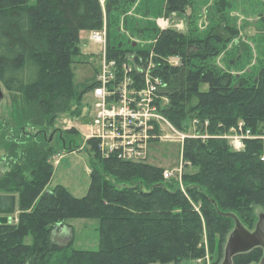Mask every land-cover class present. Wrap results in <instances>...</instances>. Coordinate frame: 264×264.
<instances>
[{
  "label": "trees",
  "instance_id": "1",
  "mask_svg": "<svg viewBox=\"0 0 264 264\" xmlns=\"http://www.w3.org/2000/svg\"><path fill=\"white\" fill-rule=\"evenodd\" d=\"M134 2L0 0V84L23 95L22 122L40 127L4 143L0 193H14L19 211L0 222V264H178L205 254L204 231L210 248L216 235L220 241L227 237L234 221L222 212L235 213L253 229L264 211L262 138L246 139L236 150L223 137H185L182 157L193 167L182 173L185 190L175 179H163V167L102 157L88 140L92 168L86 194L76 196L62 184L45 187L53 171L51 122L67 110L80 114L83 93L92 85L74 92L71 64L80 53V32L101 28L104 20L108 58L122 62L134 51L137 61L152 60L168 96L159 111L176 129L191 132L196 118L199 132L221 135L241 120L252 133L264 134V52L257 66L239 72L250 52L237 40L220 65L213 59L235 30L132 24L127 12ZM190 3L165 0L164 13L159 11L183 14ZM120 22L150 41L128 44ZM75 96L76 108L69 109ZM79 217L97 219V247H76L72 225L66 242L53 238L55 226ZM262 256L263 248L255 246L235 254L232 264L257 263Z\"/></svg>",
  "mask_w": 264,
  "mask_h": 264
},
{
  "label": "rangeland",
  "instance_id": "2",
  "mask_svg": "<svg viewBox=\"0 0 264 264\" xmlns=\"http://www.w3.org/2000/svg\"><path fill=\"white\" fill-rule=\"evenodd\" d=\"M101 2L103 3V0H101ZM131 6L132 7L127 13L130 19H132V24L137 23L140 25L146 21H151L159 28H165L171 25L179 30L185 31L188 30L189 25L196 27L198 31L200 30L202 32L208 31L209 28L212 30L221 29L224 31H226L227 28L229 30H235V38L233 37L234 39L232 38L230 41H227L224 51L213 59V61L220 65L224 63V52L226 50L230 51L233 47V42L237 40H240L248 46L250 58L244 61L242 66L236 70L241 72L245 71L247 68L252 69L257 66V61L262 59L264 52V0H191L185 13L181 14L173 11L166 15L163 14L165 0H135ZM160 8H163L161 10L163 13L159 11ZM146 9L150 11H148V15L144 13ZM180 17H184L182 20L183 22L179 25H175V23L180 20ZM104 25L107 29L105 20L101 28ZM120 25V31L128 44L133 42L135 44H145L150 41L141 39L130 33L131 31L128 28H124V23L120 22ZM226 32L227 34L231 33L229 31ZM89 33V29L81 30L80 53L73 56V62L71 64L73 88L77 95L95 78L96 70L100 67V45L94 43L89 38ZM128 52V54L134 53V51ZM226 56H228V53H226ZM205 87L206 85H203V88ZM1 88L3 96L0 100V172L7 166L5 161L2 160L5 150V140L12 136H18L20 131H27L30 133V131H35L40 128L39 126L32 128L30 124H24L20 119L23 95L19 92L8 90L5 87ZM77 98L78 96L73 97L69 109L76 108V102H78ZM81 100V106L80 109H78L80 114L70 115L67 110L57 115L51 122L49 133L51 136L50 143L54 147V152L49 156V160L52 162L53 171L49 181L45 185L47 188H52L56 184H62L76 196L86 194L90 181L89 174L92 168V155L87 150V146L84 142V134L86 133L85 127L90 116L88 90L83 93ZM75 110L77 111V109ZM160 124L162 127V134H170L172 138L162 139L152 144L147 161L161 167H172L178 163L180 142L173 137L175 132L164 124L162 120ZM72 131H76V133H70ZM38 137L40 138V136ZM262 141V151L264 155V138H262ZM184 161V172L192 171L193 167L190 161L185 159ZM162 177L165 181L168 179H175L176 184L181 189L185 190V182H183L182 176L180 178L177 176L166 177L162 171ZM18 211L16 199L15 211L10 217L16 218ZM67 222L68 223L62 226H55L53 238L57 242L63 243L69 239L71 234L69 225H72L73 235L75 237L74 245L76 247H97L98 236L94 229L97 219L79 217L68 219ZM226 241L227 237L220 241L219 236L216 235L215 243L212 248H210L208 237L204 231L203 244L205 246V254L193 259H184L178 264H219L224 255ZM151 264L175 263L153 262Z\"/></svg>",
  "mask_w": 264,
  "mask_h": 264
},
{
  "label": "built area",
  "instance_id": "3",
  "mask_svg": "<svg viewBox=\"0 0 264 264\" xmlns=\"http://www.w3.org/2000/svg\"><path fill=\"white\" fill-rule=\"evenodd\" d=\"M89 38L100 45V67L88 90L90 116L86 124L84 142L94 141L102 157L113 156L131 162H148L152 144L162 139L172 138L162 134L160 121L175 132L174 138L180 142L178 163L163 167L164 176L181 177L185 169L182 157V143L185 137H223L233 149L244 148L246 139L264 138V134L252 133L244 127L243 121L221 135H209L197 130L198 119L192 121V131L185 133L176 129L159 111V105L168 101L162 91L165 83L153 71L154 64L148 59L146 64L129 54L126 60L118 62L106 54L107 29H91ZM176 62V59L169 58ZM207 121L204 122V125ZM264 160V155L261 156Z\"/></svg>",
  "mask_w": 264,
  "mask_h": 264
},
{
  "label": "water",
  "instance_id": "4",
  "mask_svg": "<svg viewBox=\"0 0 264 264\" xmlns=\"http://www.w3.org/2000/svg\"><path fill=\"white\" fill-rule=\"evenodd\" d=\"M3 91L0 84V100ZM16 195L14 193H0V222H5L15 211ZM222 215L233 219L234 224L230 230L224 248V255L219 264H232V257L241 252L250 250L252 247L261 246L263 256L257 263L264 264V211L258 212V218L253 229L247 228L240 218L233 212H222Z\"/></svg>",
  "mask_w": 264,
  "mask_h": 264
},
{
  "label": "flooded vegetation",
  "instance_id": "5",
  "mask_svg": "<svg viewBox=\"0 0 264 264\" xmlns=\"http://www.w3.org/2000/svg\"><path fill=\"white\" fill-rule=\"evenodd\" d=\"M32 131H30V133H31ZM29 133V132H28ZM30 133H29V135H30ZM19 135H24V136H26L27 135V131H20L19 132V134H18V136H16V137H19ZM50 142H51V136H50ZM10 217V216H9Z\"/></svg>",
  "mask_w": 264,
  "mask_h": 264
},
{
  "label": "crops",
  "instance_id": "6",
  "mask_svg": "<svg viewBox=\"0 0 264 264\" xmlns=\"http://www.w3.org/2000/svg\"><path fill=\"white\" fill-rule=\"evenodd\" d=\"M184 18V17H183ZM183 18L182 17H180V20H178L177 21V23H175V25H179V24H181V22H183L182 20H183Z\"/></svg>",
  "mask_w": 264,
  "mask_h": 264
}]
</instances>
